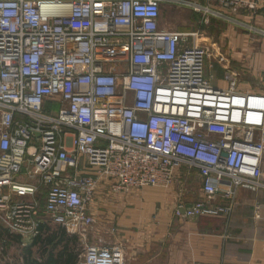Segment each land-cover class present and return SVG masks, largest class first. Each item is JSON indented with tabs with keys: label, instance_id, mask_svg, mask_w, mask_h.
<instances>
[{
	"label": "built area",
	"instance_id": "built-area-1",
	"mask_svg": "<svg viewBox=\"0 0 264 264\" xmlns=\"http://www.w3.org/2000/svg\"><path fill=\"white\" fill-rule=\"evenodd\" d=\"M203 2L0 0L4 228L31 242L61 225L79 264H128L121 242L87 240L102 185L121 194L198 174L202 196L177 207L186 218L229 215L239 190L264 189V86L239 88L229 68L230 84L213 85L201 31L162 23L169 5L264 38L251 22L261 0Z\"/></svg>",
	"mask_w": 264,
	"mask_h": 264
},
{
	"label": "crops",
	"instance_id": "crops-1",
	"mask_svg": "<svg viewBox=\"0 0 264 264\" xmlns=\"http://www.w3.org/2000/svg\"><path fill=\"white\" fill-rule=\"evenodd\" d=\"M184 9L182 11L188 10L187 14H190L191 9ZM178 11L176 7L169 10L173 21ZM184 12H181L182 16ZM192 14H196L199 19L198 13ZM215 20H219L217 25H225L224 20L212 21ZM251 22L264 28V0H261L258 13ZM197 24L196 27L203 33L209 28L214 31L212 22L200 24L199 21ZM218 33L223 35V30ZM236 38L234 42H229L230 46L236 48L235 60L247 61L243 60L244 56H248L246 49L254 45L244 33ZM259 47L249 61L256 72L258 67H264V42ZM262 162L264 172V156ZM107 193V185H102L97 198L105 199L106 208L114 220L113 226L118 231L114 239L124 244L126 260L129 262L264 264V189L239 190L229 215L192 218L180 216L176 211L180 204L184 208L189 207L202 196V180L198 174L181 176L169 188L133 189L123 195L113 196L112 200H107ZM218 201L223 202L220 198ZM111 209L113 212L116 210V217Z\"/></svg>",
	"mask_w": 264,
	"mask_h": 264
},
{
	"label": "rangeland",
	"instance_id": "rangeland-1",
	"mask_svg": "<svg viewBox=\"0 0 264 264\" xmlns=\"http://www.w3.org/2000/svg\"><path fill=\"white\" fill-rule=\"evenodd\" d=\"M172 7L169 5H165L163 9V18L164 26L170 29H178L180 31H193L198 29L196 26L197 23L201 19V14L198 13V17L196 16V12L191 11L190 14L188 10L182 11L184 8L177 7L178 14L176 20H172L171 14L169 10ZM185 10V9H184ZM181 12H184L183 16ZM194 13L195 15H193ZM171 21V22H170ZM217 21H212V28H209L206 33L200 32L199 41L206 40L203 42L205 46L208 48L209 53L206 59V74L209 79L212 80V84L215 86H223L226 87L227 84L230 83L225 80V75L228 72V68L230 72H236V76L231 81V83H235L239 88H260L264 86V67L257 68V72L254 70L255 68L251 67L249 64L250 57L258 51L260 48L259 45L261 42H264V38L258 37L257 39H252L249 35L245 34L244 30L239 28L237 25H234L233 22L225 21V25H217ZM221 21V19H220ZM174 23V25H172ZM223 30V35H220L218 32ZM244 33L250 40V42L254 45L253 48L246 49L248 50V56H244L243 61L235 60V52L232 46L229 45V42L236 40V36ZM258 48V49H257ZM234 72V73H235ZM226 81V82H225ZM57 108V105H54ZM124 193H112L109 192L106 194L107 200L114 199L117 195H123ZM114 196V197H113ZM96 196L93 204H92V212L95 215L96 223L94 225V229L87 236V240L89 243H97L100 239L104 243L118 242L115 241V235H118V231L116 227L114 228V220H112V215L110 211L106 208V201L104 199L100 200ZM113 212V210L111 209ZM116 217V210L113 212ZM114 229V231H113ZM0 230H2V224H0ZM27 240H21L20 242L11 238L10 236H5L4 239H0V264H22L24 262L23 253L24 247L29 245ZM124 245V244H123ZM80 249V248H79ZM126 255V252H125ZM35 256H40L39 253L35 252ZM128 264H136L135 261L129 262Z\"/></svg>",
	"mask_w": 264,
	"mask_h": 264
},
{
	"label": "trees",
	"instance_id": "trees-1",
	"mask_svg": "<svg viewBox=\"0 0 264 264\" xmlns=\"http://www.w3.org/2000/svg\"><path fill=\"white\" fill-rule=\"evenodd\" d=\"M5 236L22 240L20 235L2 226L0 239ZM28 244L24 247L22 264H79L80 240L61 225L42 224L40 233ZM35 252L40 256H35Z\"/></svg>",
	"mask_w": 264,
	"mask_h": 264
}]
</instances>
